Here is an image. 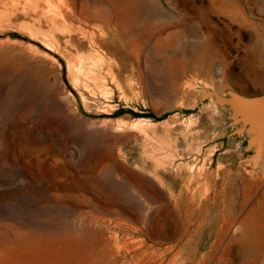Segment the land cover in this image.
<instances>
[{
    "label": "rangeland",
    "instance_id": "obj_1",
    "mask_svg": "<svg viewBox=\"0 0 264 264\" xmlns=\"http://www.w3.org/2000/svg\"><path fill=\"white\" fill-rule=\"evenodd\" d=\"M58 1L0 19V264H264V144L200 104L264 94V0Z\"/></svg>",
    "mask_w": 264,
    "mask_h": 264
},
{
    "label": "water",
    "instance_id": "obj_2",
    "mask_svg": "<svg viewBox=\"0 0 264 264\" xmlns=\"http://www.w3.org/2000/svg\"><path fill=\"white\" fill-rule=\"evenodd\" d=\"M209 98H213L221 107H229L237 111L243 125L233 134L242 132L246 126L252 125L257 130V154L259 155L264 144V94L251 98H223L215 91H205L200 96V104Z\"/></svg>",
    "mask_w": 264,
    "mask_h": 264
},
{
    "label": "bare ground",
    "instance_id": "obj_3",
    "mask_svg": "<svg viewBox=\"0 0 264 264\" xmlns=\"http://www.w3.org/2000/svg\"><path fill=\"white\" fill-rule=\"evenodd\" d=\"M0 19L13 18L15 20L30 14L36 19L47 18L51 22L52 29L63 28L60 19L62 8L60 2L53 0H0ZM21 16V17H20Z\"/></svg>",
    "mask_w": 264,
    "mask_h": 264
}]
</instances>
